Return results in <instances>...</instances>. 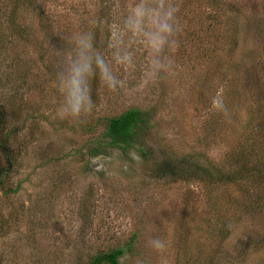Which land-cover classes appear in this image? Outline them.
Returning a JSON list of instances; mask_svg holds the SVG:
<instances>
[{"label": "rangeland", "instance_id": "rangeland-1", "mask_svg": "<svg viewBox=\"0 0 264 264\" xmlns=\"http://www.w3.org/2000/svg\"><path fill=\"white\" fill-rule=\"evenodd\" d=\"M167 2L179 25L163 53L170 67L156 69V54L133 45L134 67L113 65L124 86L111 92L93 79L95 108L72 121L58 113L55 87L74 55L71 36L92 31L110 58L112 33L135 0H0V103L13 162L0 186V264H86L121 247L130 250L119 264H264L263 202L253 191L203 187L174 166L228 163L262 115L264 0ZM132 108L149 113L136 129L146 156H88L101 128L86 129ZM157 236L163 252L151 247Z\"/></svg>", "mask_w": 264, "mask_h": 264}, {"label": "clouds", "instance_id": "clouds-1", "mask_svg": "<svg viewBox=\"0 0 264 264\" xmlns=\"http://www.w3.org/2000/svg\"><path fill=\"white\" fill-rule=\"evenodd\" d=\"M176 7L167 0H135L130 8L119 17L116 31L112 33L110 58L98 51L92 31H81L71 36L74 55L64 70L56 76L55 87L62 100L58 113L64 119L79 121L91 114L95 108L91 81L98 79L107 90L115 92L125 81L118 77L113 65L131 69L135 65L133 45L139 44L156 54L152 64L156 69L170 67L165 49L175 43L173 37L179 30ZM105 21L93 20L95 27H102ZM213 107L224 114L228 110L222 97H213ZM133 158H138L132 153ZM151 247L157 252L167 248L162 237L151 240Z\"/></svg>", "mask_w": 264, "mask_h": 264}, {"label": "trees", "instance_id": "trees-1", "mask_svg": "<svg viewBox=\"0 0 264 264\" xmlns=\"http://www.w3.org/2000/svg\"><path fill=\"white\" fill-rule=\"evenodd\" d=\"M262 67L264 72V60ZM257 99L263 104L262 107L264 109V90L260 91ZM148 119L149 113L139 108L129 109L119 116L109 117L104 120L100 119L98 124L103 121L101 125L96 123L92 128L86 129V131H91L93 128L96 129L97 126L101 128L100 134L92 139L86 147L87 155L95 157L109 149H117L122 152L133 149L140 152L142 157H145L148 150L145 149V146L142 148L136 129H143L142 126L148 123ZM5 121V112L0 103V152L7 163L6 166L0 168V186L8 178L13 165L8 147L12 131L6 130ZM246 130L248 134L236 146L228 163L224 162L219 166L193 163L189 167V165L185 164V159L183 158L182 164L176 163L173 165L178 170H181V177L188 178L203 187L225 188L232 186L242 187L248 193L253 191L255 202L257 204L263 202L262 208L264 209V111L258 117L257 123L246 124ZM167 169L171 173L175 172L172 166H167ZM229 230L228 225H224L220 229L223 240L228 238ZM2 232L3 226L0 219V237ZM132 243L133 241L130 242V244ZM128 250H130V247H121L108 252L98 253L93 255L86 264H119L120 259L125 256Z\"/></svg>", "mask_w": 264, "mask_h": 264}]
</instances>
